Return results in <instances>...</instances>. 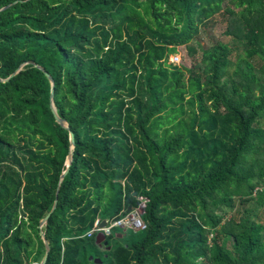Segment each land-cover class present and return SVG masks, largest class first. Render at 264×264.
Instances as JSON below:
<instances>
[{
  "label": "trees",
  "instance_id": "1",
  "mask_svg": "<svg viewBox=\"0 0 264 264\" xmlns=\"http://www.w3.org/2000/svg\"><path fill=\"white\" fill-rule=\"evenodd\" d=\"M8 6L0 264H40L43 233L47 264H264V0ZM217 14L232 42L204 46ZM181 46L202 52L188 70L170 61ZM142 204L146 231L86 235Z\"/></svg>",
  "mask_w": 264,
  "mask_h": 264
},
{
  "label": "rangeland",
  "instance_id": "2",
  "mask_svg": "<svg viewBox=\"0 0 264 264\" xmlns=\"http://www.w3.org/2000/svg\"><path fill=\"white\" fill-rule=\"evenodd\" d=\"M223 14H217L214 17V20L212 23L208 26L207 30L203 31L199 37L201 43L204 46H209L216 40H221L223 42L231 43L232 40L230 36H227L224 32L227 28V21ZM195 44V43H194ZM198 53L194 57L188 52V49L186 46H181L178 48V51L176 53H173L170 57V61L173 62L175 59V56H179V59L177 61V64L181 65L183 68H186L187 70L191 68L194 62H197L201 57V49L197 46ZM189 71H186V76L189 75ZM242 210L243 209H239ZM238 216V214H235ZM240 217V216H239ZM128 233H134L132 230H127ZM136 233V232H135Z\"/></svg>",
  "mask_w": 264,
  "mask_h": 264
},
{
  "label": "built area",
  "instance_id": "3",
  "mask_svg": "<svg viewBox=\"0 0 264 264\" xmlns=\"http://www.w3.org/2000/svg\"><path fill=\"white\" fill-rule=\"evenodd\" d=\"M175 59L176 60H173V62L177 63L179 56H175ZM143 209L144 204L125 216H120L108 221L107 226L104 228H101V221L97 220L93 229L90 230L86 235L93 236L95 234H102L106 237L111 236L115 230H132L134 232H144L148 229V223L143 219Z\"/></svg>",
  "mask_w": 264,
  "mask_h": 264
},
{
  "label": "water",
  "instance_id": "4",
  "mask_svg": "<svg viewBox=\"0 0 264 264\" xmlns=\"http://www.w3.org/2000/svg\"><path fill=\"white\" fill-rule=\"evenodd\" d=\"M10 7H11V6H8V7H5V8H3V9H1V10H0V13L3 12V11H5L6 9L10 8ZM27 64H28V63L23 64V65L19 68V70H18V71L12 76V77L18 75V74L24 69V67H25ZM47 75H48L49 78H50V81H51V83H52V87H54V81H53V79L51 78V76H50L49 73H47ZM51 99H52V110H53V113H54V115H55V117H56L57 122H58L61 126L67 128V129H69V125H68V123L65 122L63 119H61V118L59 117V115L57 114V110H56L55 105H54V103H53V99H54V89H52ZM70 138H71V146H72V149H74L75 141H74V134H73L72 132L70 133ZM72 159H73V153H70V155H69L68 158H67V165H68V167H67L66 171L62 174V176H61V178H60L59 186L61 185V183L63 182V180L65 179V177L67 176V174H68V172H69V168H70V166H71ZM59 191H60V187L58 188L57 193H56V200H55V203H54V207H53L52 211L50 212L49 216H48V217L45 219V221L43 222V225H42L43 227H44L45 225L48 224L51 215L55 212V210H56V208H57V205H58V199H59ZM107 223H108V220H103V221L101 222V228L106 227V226H107ZM43 237H44L45 242H46V245H47V255H46V257L41 261L40 264H47L48 257H49V255H50V243H49V240L47 239V236L45 235V233H43ZM105 239H106V237H105L104 235H102V234L97 235V241H98L99 243H103V242H104V244L106 245V244L108 243V241H106Z\"/></svg>",
  "mask_w": 264,
  "mask_h": 264
}]
</instances>
